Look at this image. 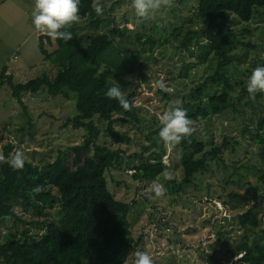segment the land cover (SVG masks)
I'll return each instance as SVG.
<instances>
[{"label":"rangeland","instance_id":"374dc122","mask_svg":"<svg viewBox=\"0 0 264 264\" xmlns=\"http://www.w3.org/2000/svg\"><path fill=\"white\" fill-rule=\"evenodd\" d=\"M96 2L103 6L102 16L110 15L118 22L113 33L117 43L137 61L146 63L145 77L136 71L123 82L118 81L125 93L135 91L132 111L139 121L128 119L115 123L117 129L129 133L131 142L116 143L106 133L100 137L102 143L124 152L127 164L108 170L107 180L116 199L132 206L129 214L132 235L122 255L109 262L131 264L137 251H147L154 264H210L206 256L212 254L226 263L234 260L235 257L229 259L228 250L235 248L244 235L264 238V183L258 182V175L264 170V127L263 140L258 139L259 122L264 118V92L258 91L255 98H250L246 90L249 70L259 65L255 58L264 55V10L256 11L247 23L235 18L232 22L238 36L257 47L236 43L233 53L238 60L228 69L236 82V94L230 99L242 112L212 115L194 125L198 136L206 140V150L213 148V141L222 144L225 137L231 139V145L218 157L208 156L209 172L200 175L195 185L180 190L183 151L176 144L159 141V116L173 100H181L183 108L201 102L195 98V90L213 70L206 47L213 32H204L200 42L193 37L189 47L183 45L188 28L195 31L204 26L197 18L185 22L194 0H168L151 18L137 17L131 0ZM33 5L34 0H0V70L7 65V73L14 74L15 82L42 74L54 77L57 71L44 60L39 49L42 33L31 23ZM80 25V34L85 39L93 33L88 20ZM182 25L179 34L178 27ZM113 26L112 21L106 22L101 31ZM144 36L157 40L155 45H143L139 38ZM52 41L53 45H47L49 50L57 47L56 40L52 38ZM221 89L209 83L201 96L207 99ZM22 98L27 110L12 95L8 83L0 86V155L4 145L11 141L16 144L13 152L20 149L25 159L44 164L54 160L59 148L84 140L86 129L73 128L67 123L77 114L75 97L52 96L42 89L38 93L25 92ZM156 157L163 158L167 169L156 180L138 181L134 166ZM169 174L172 179H166ZM154 183L164 186L163 195L156 196L150 190ZM249 208L256 211L261 221L254 230H246L237 223V216ZM15 211L18 216L3 219L0 234L8 231L21 234L32 227L26 223L32 220L31 211L24 210L20 204H16ZM54 214L58 216L57 210Z\"/></svg>","mask_w":264,"mask_h":264},{"label":"trees","instance_id":"16d2710c","mask_svg":"<svg viewBox=\"0 0 264 264\" xmlns=\"http://www.w3.org/2000/svg\"><path fill=\"white\" fill-rule=\"evenodd\" d=\"M94 4L95 0H80V21L67 29L73 33L67 42L55 38L57 47L49 50L47 45H53L52 37L46 33L39 36L38 45L44 60L57 70L54 77L42 74L25 82H15L14 74L7 73V65L0 70V86L8 83L24 110H27L22 98L25 92L38 93L45 89L52 96L75 97L77 114L67 123L87 131L81 143L59 148L54 160L44 164L25 159L23 169L13 170L6 161H0V224L6 217L18 216L16 204L32 213V220L26 222L32 227L21 234L13 231L0 234V264H111L109 260L122 255L132 235L131 203L116 199L107 180V171L123 167L127 160L120 148L109 147L100 137L106 133L116 143L131 142L129 133L117 129L115 123L128 119L139 121V116L132 111L135 91L125 93L132 105L128 111L103 93L107 87L116 81L123 82L136 71L145 77L146 63L137 61L129 50L117 43L113 33L118 22L110 15L97 16ZM190 5L193 10L185 22L197 18L204 26L195 31L188 28L183 45L189 47L193 37L200 42L204 32H213L206 44L213 70L195 90V98H200L201 102L184 108L192 119L193 132L176 144L183 151L180 190L186 185H195L200 175L209 172L208 156L218 157L231 145V139L225 137L222 144L213 141V148L206 150V140L198 136L194 125L212 115L242 112L230 99L236 94V82L228 69L238 60L233 53L236 43L257 47L240 38L232 22L234 18L249 22L256 11L264 10V0H194ZM84 20L89 21L93 30L86 39L79 31ZM111 21L114 26L101 31L102 25ZM178 29L182 30L183 25ZM139 41L143 45H155L157 40L144 36ZM255 60L259 65L264 64V55ZM209 83L222 89L206 99L202 96ZM263 127L264 118L258 126L260 140H263ZM3 148L0 156L8 158L16 144L9 141ZM133 169L138 181L147 182L156 180L167 165L162 157H156L140 161ZM258 182L264 183V170L258 175ZM37 185L41 188L38 193L33 191ZM237 223L246 230H254L261 221L256 211L249 208L237 216ZM228 252L229 259H235L227 263L215 254L206 258L210 264H264V238L244 235Z\"/></svg>","mask_w":264,"mask_h":264},{"label":"clouds","instance_id":"9594fccd","mask_svg":"<svg viewBox=\"0 0 264 264\" xmlns=\"http://www.w3.org/2000/svg\"><path fill=\"white\" fill-rule=\"evenodd\" d=\"M167 2L168 0H131V6L137 17L151 18ZM79 3L80 0H34L31 23L40 33H46L49 37L67 42L73 37V33L67 29L73 23L80 21ZM93 11L97 16H102L104 12L102 4L96 2L93 5ZM159 86L162 89L165 88L163 83H160ZM246 90L250 98H255L258 91L264 92V64L252 69L247 78ZM103 95L110 100H116L125 111L132 107L125 90L117 81L107 87ZM159 121L158 139L166 145L178 144L193 132L192 119L182 107V102L179 99L170 102L167 109L159 116ZM0 161H6L10 168L19 170L23 169L25 165V156L22 150L17 149L10 153L8 158L0 156ZM166 179H172V176L169 174ZM40 190L39 185L33 189L37 193ZM150 190L156 196H161L164 194L165 188L162 184L154 183L150 186ZM131 264H154V262L147 251H137L133 255Z\"/></svg>","mask_w":264,"mask_h":264}]
</instances>
